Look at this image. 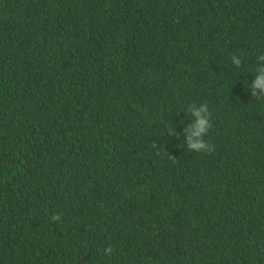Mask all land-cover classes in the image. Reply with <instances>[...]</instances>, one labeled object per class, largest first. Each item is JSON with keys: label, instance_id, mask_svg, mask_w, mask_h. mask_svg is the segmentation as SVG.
Instances as JSON below:
<instances>
[{"label": "trees", "instance_id": "1", "mask_svg": "<svg viewBox=\"0 0 264 264\" xmlns=\"http://www.w3.org/2000/svg\"><path fill=\"white\" fill-rule=\"evenodd\" d=\"M261 56L264 0H0V264H264Z\"/></svg>", "mask_w": 264, "mask_h": 264}, {"label": "clouds", "instance_id": "2", "mask_svg": "<svg viewBox=\"0 0 264 264\" xmlns=\"http://www.w3.org/2000/svg\"><path fill=\"white\" fill-rule=\"evenodd\" d=\"M259 59L264 60V56L259 57ZM233 62L239 66L241 64V59L239 57L233 56ZM253 87L260 89L262 94H264V68L260 69V74L255 80ZM255 96L256 93L253 92ZM190 113L195 116V121L185 130V135L187 137V147L193 152H203L206 154H211L214 145L206 143L204 141V136L208 133L209 129L212 127L210 123L211 114L208 111L207 105L202 107L192 106L189 109ZM61 216L59 214H53L52 220H60ZM113 249L109 247L106 251L111 252Z\"/></svg>", "mask_w": 264, "mask_h": 264}]
</instances>
